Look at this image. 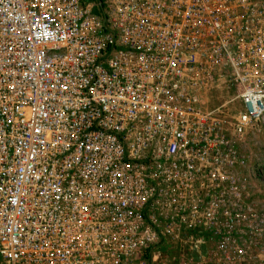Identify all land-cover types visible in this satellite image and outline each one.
<instances>
[{
  "label": "built area",
  "instance_id": "2783aa9c",
  "mask_svg": "<svg viewBox=\"0 0 264 264\" xmlns=\"http://www.w3.org/2000/svg\"><path fill=\"white\" fill-rule=\"evenodd\" d=\"M261 125L264 0H0V264L241 258Z\"/></svg>",
  "mask_w": 264,
  "mask_h": 264
},
{
  "label": "rangeland",
  "instance_id": "374dc122",
  "mask_svg": "<svg viewBox=\"0 0 264 264\" xmlns=\"http://www.w3.org/2000/svg\"><path fill=\"white\" fill-rule=\"evenodd\" d=\"M227 94H223L221 90H212L207 94L210 104H217L223 101ZM242 150L248 158L251 168V182L255 183L254 197L260 201L261 207V222H260V237H249L246 239L243 246L248 250V253L238 258L233 249H229V258L226 264H264V126L261 125L259 130L254 132V136L249 132L246 139L242 142ZM259 168V170L257 169ZM252 224V223H251ZM204 245H214V240L204 239ZM164 250L162 249L163 258L166 264H186L193 259L195 254L189 252L186 245L176 244L170 247L171 244L165 243ZM1 259V257H0ZM208 262V256L202 258ZM209 264V262H208Z\"/></svg>",
  "mask_w": 264,
  "mask_h": 264
}]
</instances>
